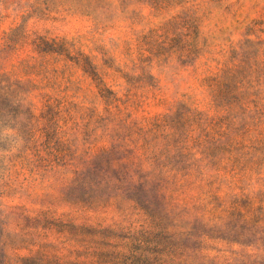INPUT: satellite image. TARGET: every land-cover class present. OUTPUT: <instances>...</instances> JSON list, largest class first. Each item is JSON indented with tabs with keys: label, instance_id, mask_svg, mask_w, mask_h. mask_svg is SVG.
Returning <instances> with one entry per match:
<instances>
[{
	"label": "rangeland",
	"instance_id": "obj_1",
	"mask_svg": "<svg viewBox=\"0 0 264 264\" xmlns=\"http://www.w3.org/2000/svg\"><path fill=\"white\" fill-rule=\"evenodd\" d=\"M0 71L28 92L22 109L31 114L46 110L48 98L61 101L57 142L40 149L13 137L19 114H0V264H264V0H0ZM99 78L117 96L128 87L141 95L125 114L147 127L188 110L223 129L229 113L217 104L220 91L232 79V95L246 90V124L232 115L231 149L248 155H225L213 173L219 197H248L254 228L228 217L226 201L212 212L221 220L195 222L183 231L196 236L167 246L173 227L155 228L116 201L73 202L72 175L45 166L46 147L95 154L109 145ZM201 151L193 143L191 160L210 168Z\"/></svg>",
	"mask_w": 264,
	"mask_h": 264
},
{
	"label": "trees",
	"instance_id": "obj_2",
	"mask_svg": "<svg viewBox=\"0 0 264 264\" xmlns=\"http://www.w3.org/2000/svg\"><path fill=\"white\" fill-rule=\"evenodd\" d=\"M96 86L98 95L104 101L105 116L102 115L99 119L112 123L110 127L106 126L107 123L104 124L109 128L107 133L109 145L98 149L95 154L84 152L76 154L77 149H56L53 146L57 142L56 117L61 114L59 110L61 101L50 102L48 98L43 103L47 107L46 110L40 111L38 116L28 112L29 107L25 108L27 111L25 113L22 101L28 92L24 91L19 80H10L5 72L0 71V106L4 107L0 110L1 116L6 117L15 112V117L17 114L22 117L21 120H14L16 125L9 126V129L13 131V137L34 143L33 146L25 145L26 149H40L39 145L53 142L51 147L55 148L54 150L46 147L52 152L46 153L48 163L45 166L51 164V168L57 166L56 172L71 173L69 189L76 192L73 202L88 207L98 206L99 203L107 205L109 201H116L124 206L123 209L144 215L155 228L164 230L168 226L173 227L176 230L170 234L169 241H166L167 246H173L183 235L196 236L183 231L187 228L193 229L192 225L195 222L221 220L213 216L212 212L226 201L232 203L228 217L237 218L245 227L249 223V227L254 228L249 215L248 197L242 193L230 196L228 201L219 197L215 193L218 187L217 189L214 187L217 174L214 175L213 171L222 157L227 155L228 160L232 158L233 162H238L248 155L235 154L237 151L231 149L236 125L231 117L234 113L241 114L242 116L237 115L236 123L246 124L244 111L247 109V96L250 95L246 90L238 95H232L239 87L234 83V79L220 91V102H217L226 105V112L229 113L224 118L229 122L223 129L219 125L220 120L217 123H213L212 119L206 121L198 113L200 118L198 121L194 113L192 116L189 113L186 116L188 110L173 113L176 120L172 123H165L164 117H155L147 122L148 124L152 122L150 127L137 126L136 123L127 122L128 115L125 114V109L132 99H137L141 95L137 96L132 87H128L122 96H117L104 86L100 78ZM139 103L140 98L137 105ZM123 115L125 117H122ZM72 116L70 112L67 113L64 116L65 122L72 119ZM43 120L46 122L38 128ZM192 124L196 125L194 130L197 132L194 135H191ZM161 134L163 144L160 149H155L157 144L154 140ZM42 136L45 140L39 143V137ZM187 142L192 145L198 143L202 147L201 154L208 158L207 163L211 164L212 168L201 166L198 159L191 160L192 145L188 147ZM126 145L133 147L127 149ZM229 147L230 149H227ZM219 151L221 157L217 155ZM49 156L53 158L50 159ZM178 228L181 231L177 230ZM198 234L201 236L203 233ZM193 261H197V258L194 257Z\"/></svg>",
	"mask_w": 264,
	"mask_h": 264
}]
</instances>
